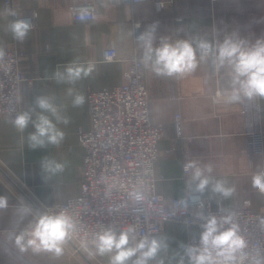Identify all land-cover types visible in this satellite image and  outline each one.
I'll list each match as a JSON object with an SVG mask.
<instances>
[{"label":"crops","instance_id":"0c3cea01","mask_svg":"<svg viewBox=\"0 0 264 264\" xmlns=\"http://www.w3.org/2000/svg\"><path fill=\"white\" fill-rule=\"evenodd\" d=\"M91 1L96 7L95 18L75 21L66 10L69 0H11L14 9L36 14V26L18 41L8 30L12 18L0 0V50L11 48L26 56L20 63L27 79L21 85V112L32 108L37 96L48 95L62 106L69 119L67 125H58L65 133L59 146L32 150L27 143L32 126L20 132L11 118H0V196L8 198V207L0 209V264H109L108 255L98 254L93 263L86 254H74L69 241L60 255L21 251L15 243V235L33 219V215L20 218L22 204L29 205L34 214L80 192L84 149L78 143L77 132L79 128H90L86 95L120 85L125 69L123 62L102 61L108 46L116 47L122 57L134 54L142 60L151 122L167 127L158 141L160 155L154 170L156 191L163 202L186 195L191 170L185 174L183 168L194 161L201 167L211 165V175L225 179L235 189L225 200L210 190L199 192L214 206L219 202L223 209L231 210L248 199L254 212H264V193L252 186V176L264 171V139L262 152L247 158L245 136L250 118L264 136V98L226 102L223 93L229 88V69H217L210 57L190 73L158 76L143 62V41H133L137 22L141 35L157 25L153 48L180 40L219 44L228 36L254 41L264 36V0H160L164 3L161 8L152 1L135 5H126L123 0ZM73 62H90L94 71L75 85L57 83L52 78L54 71ZM69 87L83 94L82 106H72ZM217 93L220 96L215 100ZM245 106L250 108V116L241 112ZM176 115L181 118L180 136L174 127ZM44 157L64 162V171L54 176L46 174L41 168ZM198 236L196 226L166 222L155 236L167 245L157 255L160 264H179L181 245Z\"/></svg>","mask_w":264,"mask_h":264},{"label":"built area","instance_id":"2783aa9c","mask_svg":"<svg viewBox=\"0 0 264 264\" xmlns=\"http://www.w3.org/2000/svg\"><path fill=\"white\" fill-rule=\"evenodd\" d=\"M3 1L5 11L14 10L17 13L11 16L12 21L27 19L31 21V29L36 26V14H24L12 7L11 0ZM69 1L66 10L73 20L91 21L95 18L96 7L91 0ZM123 1L126 5L151 1L158 8L164 5L160 0ZM81 9L89 12L84 20L78 18ZM134 29L133 41H140L138 22L134 24ZM1 50L0 118L13 120L21 112V85L27 79L20 63L26 56L11 48ZM102 61L123 62L125 69L120 85L89 91L86 95L90 128H79L77 133L78 143L84 149L79 171L80 192L60 204L45 207L42 212L66 210L77 224L76 231L68 240L75 247L74 251L96 258L98 253L92 240L101 226H112L117 230L132 227L137 238L155 237L163 231L166 222L172 221L197 226L200 234V224L203 223L201 214L219 217L232 213L240 234L247 241L245 252L248 258L245 264H254L255 261L264 264V212H254L248 199L235 209L225 210L219 202L214 206L208 198L195 191L194 183H189L184 197L163 202L156 191L154 170L160 155L158 141L165 136L167 127L151 122L142 60L134 54L122 57L116 47L108 46L103 52ZM219 96L217 93L215 100ZM250 111L248 106L241 109L247 116H250ZM180 120V116L176 115L174 127L178 136L181 135ZM245 136L247 158L261 153L264 136L255 126L253 118L246 123ZM183 172L189 173L186 166ZM136 193L141 194L143 199L136 200ZM198 240L199 236L190 239L188 244H197ZM160 261L157 256L151 264H160Z\"/></svg>","mask_w":264,"mask_h":264},{"label":"clouds","instance_id":"9594fccd","mask_svg":"<svg viewBox=\"0 0 264 264\" xmlns=\"http://www.w3.org/2000/svg\"><path fill=\"white\" fill-rule=\"evenodd\" d=\"M6 11L8 15H17L14 10ZM88 15L86 9L78 12L80 20L86 19ZM31 27L30 20L16 19L8 25V30L14 39L23 41ZM156 27V24L151 25L140 37L144 46L143 62L156 75L171 77L190 73L197 68L200 61L210 57L217 69H229V88L223 93L226 102L264 98V36L254 41L228 36L219 44L198 39L180 40L175 43L162 42L159 47L153 48L152 40ZM94 68L90 62H73L63 68H57L52 78L57 83L75 85L79 80L89 77ZM67 93L72 98L73 107L84 104L83 94L73 87H69ZM12 123L20 132H24L29 125L32 126L34 130L28 133L27 143L30 149L36 150L49 145L59 146L65 133L58 125H67L69 119L53 97L39 95L34 100V106L18 113ZM65 166L64 162L53 158L44 157L41 160L42 170L51 176L63 172ZM186 170H191L189 181L195 184L197 192L210 190L213 195L225 200L235 191L234 187L228 186L225 179H217L211 175V165L201 167L193 161L186 165ZM252 186L264 193V171L252 176ZM135 198L143 199L139 193L135 194ZM7 207L8 198L0 196V209ZM19 212L21 219L26 215H33L27 227L15 235V243L21 251L32 249L36 252L60 255L63 246L77 229L76 221L66 210L36 211L33 214L29 205L22 204ZM200 219L203 223L200 224L198 243L181 245L183 254L179 264H245L248 258L245 252L247 241L234 222V214L228 213L219 217L201 214ZM92 244L99 255L109 256V264H151L161 249L167 247L162 239L156 237L137 238L132 227L117 230L112 226H101L94 234ZM254 264H260V261H255Z\"/></svg>","mask_w":264,"mask_h":264},{"label":"rangeland","instance_id":"374dc122","mask_svg":"<svg viewBox=\"0 0 264 264\" xmlns=\"http://www.w3.org/2000/svg\"><path fill=\"white\" fill-rule=\"evenodd\" d=\"M78 133V132H77ZM78 136V135H77ZM197 227V226H196ZM198 228V227H197ZM199 230V229H198ZM69 245L71 246V250H72V252L74 253V254H77V255H80V256H83L82 254H84V253H76L75 251H74V246L69 242ZM85 255V254H84ZM86 256V255H85ZM89 258L90 259H92V262L94 263L95 262V259H96V257H91V256H89ZM86 260H88V259H86ZM94 260V261H93Z\"/></svg>","mask_w":264,"mask_h":264}]
</instances>
